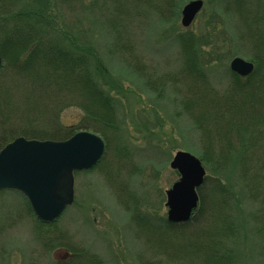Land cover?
Wrapping results in <instances>:
<instances>
[{"label":"rangeland","instance_id":"374dc122","mask_svg":"<svg viewBox=\"0 0 264 264\" xmlns=\"http://www.w3.org/2000/svg\"><path fill=\"white\" fill-rule=\"evenodd\" d=\"M177 1L179 16L168 11V17L163 19L150 11L145 19L119 17L113 13L110 0L6 1L14 4L16 12L27 10L34 15L35 10L42 8L44 17L55 26L45 27L51 37L63 40L66 47L76 52L87 48L98 55L96 78L117 105L118 129L104 133L89 123L91 128L83 130L105 141V154L92 169L74 173V203L56 221L41 224L29 210L28 198L19 190L0 191V264H68L75 254L98 256L102 261L97 263L103 264H215L216 256L210 257L209 249L213 244L220 252L217 259L223 264H264V167L259 169L264 166V127L251 129L254 132L246 135L257 143L249 157L256 161L247 170L249 183L240 178L234 164L241 157L238 161L229 159V171L218 175L203 162L207 143L215 146L216 159L220 144L229 147L234 140L220 127L207 135L199 131L190 114L204 112L200 108L207 105L206 100L201 99L193 111L185 110L188 100L203 95L199 93L204 85L190 75V63L177 39L186 32L195 35L197 47L191 56L197 59L194 65L207 74L210 85L219 91L220 95L210 98L217 101L214 105L228 110L230 106L225 101H231L226 96L233 83L231 73H235L231 62L242 58L254 63L252 57L258 56L249 38L254 29L264 34V0L244 1V15L230 10L231 6L226 8L230 0H204L202 11L187 28L182 25V11L192 0ZM6 12L0 2V15ZM250 21L252 27L248 26ZM3 41L1 34L0 43ZM259 41L264 42V36ZM6 66L3 61L0 71H7ZM256 69L255 66L252 73L242 77L251 76ZM65 93L44 99L39 92L36 98L32 95L35 108L24 118H16L10 114L13 107L24 106L21 94L11 89L10 107L0 113V132L4 126L8 129L17 124L22 127L17 132L22 137L25 131H36L45 134L44 140L53 141L66 139L62 130L67 127L79 132L77 128L83 126L86 117L81 107L57 110L56 126L49 113H41L54 102L59 108L72 103L73 95ZM235 99L240 100L234 96ZM2 114L10 116L11 121L4 122ZM5 140L1 139L0 146ZM180 151L192 154L203 164L205 207L200 210V202L194 217L183 223L189 225L168 231L161 228L162 220H168L167 191L181 179L179 172L171 168ZM218 181L229 187L232 196L214 191ZM222 197L229 200L230 210H217ZM204 233H208L206 238L201 237ZM210 233L215 235L213 242L208 239ZM200 247L206 253V261Z\"/></svg>","mask_w":264,"mask_h":264},{"label":"trees","instance_id":"16d2710c","mask_svg":"<svg viewBox=\"0 0 264 264\" xmlns=\"http://www.w3.org/2000/svg\"><path fill=\"white\" fill-rule=\"evenodd\" d=\"M6 1L13 2L16 0H0L1 5L6 6V10L8 11L6 14L0 15V35L3 34L4 36V41L0 43V55L3 58L4 64L7 62L6 68H9L7 71L3 69L0 71V113L4 109L10 107L8 97L11 96V89H15L21 94L24 106L23 109L18 108V106L13 107L10 114L16 116V118H24L26 113H31V110L35 108L31 96L33 95L36 98L38 92L43 99L49 96L55 98L60 93L69 92L73 95L72 103H65L62 108H59V104L54 102L52 103L54 106L41 112L42 114L46 112L51 115L50 118L53 125L56 126V123L59 121L57 110H63L68 106H79L86 112V117L83 126L77 128V131L90 129L91 126H89V123L99 127L94 128V130L104 131V133L110 129H118L116 116L117 105L113 98L102 88L98 78H96L95 72L100 64L98 55L87 48H84L81 53L76 52L77 50L66 47L64 42H62L63 40L59 42L56 37H51L45 27L53 28L55 26L50 23V18L44 17L45 13L40 11L42 8H40V10H35L34 15L27 12V10L16 12L15 9L12 8L14 4H8ZM230 1L231 2H226V8L230 9L229 6H231L232 8L230 10L235 11L238 15H244L245 10H243V4L247 1ZM110 2L113 13L117 12L119 17L145 19L150 15L147 11L157 14L162 19L163 17H168V11H172L171 13L177 16L180 14L177 0H110ZM164 5L167 6V8H165ZM255 15H257L255 16L256 18L261 19L260 15ZM248 26L252 27L251 21ZM263 36L264 34L262 32L255 29L250 33V43L253 44L255 52L258 54V56L254 55L252 57L257 67L256 71L247 78L231 73L233 83L229 90L230 92H228L229 96H226V98H231V101H225V104L230 106L228 110L221 109L222 106H220V104L218 106L214 105L217 101H215L214 98H210L213 94L215 96L220 95L219 91H217L213 85H210L207 74L200 69L198 65H194L197 59L195 57L193 59L191 56L192 54L195 55L194 51L195 47H197L195 35L186 32L177 36L182 48V54H185V60L190 63L188 67L190 75L194 77L197 83L204 85L203 91L199 93V95H203L201 97L194 95V99L188 100L185 103V110L187 112L193 111V107L199 104L201 99L206 100L207 103L205 104L207 105L200 108L204 112L201 111V113L197 115H194V112L190 114V116L195 119L199 131H201L203 135H207L215 127H220L223 128L224 133L226 132L227 135L234 140L229 147L221 142L222 144H220V146H222V148L219 154L216 153V159H214L213 154L215 146L211 145V143H207L205 147L202 160L210 166V169L217 175L221 172L229 171L231 167L229 159L231 160L234 158L238 161V158L241 157L239 163L235 162L234 164H237L240 178L246 181L248 174L247 170L256 162L249 157L252 155V151H255L257 148V143L252 142L253 139L251 135H248V137L246 135L254 132L251 129L257 131L260 127H264V42L259 41ZM234 96L240 98L241 101L237 99L234 100ZM78 97L81 99L80 102L76 101L80 100ZM233 108H236L237 111H234ZM239 111L240 114H237ZM2 115H4V122L11 121V119L9 121L10 116L7 114ZM220 118H224L221 123L218 121ZM20 128L22 127L17 124L11 125L8 129L4 126V129L0 132V136L2 137L0 138V143L1 139L6 140L4 144L0 146V150L9 142L21 136L17 134V132L21 131ZM67 128L66 130H62L64 133L62 137L68 136L66 138L68 139L77 133L74 131L76 128ZM25 132L22 135L28 139H45V134H39L36 131ZM235 141L237 144H235ZM227 142H229V139H227ZM248 153L249 155H246ZM248 159L252 160L249 164L246 162ZM263 167L264 166L261 165L259 169L261 170ZM246 186L248 189L250 188L248 184H246ZM203 189L204 185L199 189L201 202L200 210L205 207L206 198ZM214 191L219 195L228 194L232 196V194L230 195L229 187L220 181H218V185L214 188ZM230 208L229 200L222 197L219 206H217V210L220 211L224 209L227 211L230 210ZM29 210L33 213L31 207ZM34 217L41 224L43 223L35 215ZM162 224L163 227L161 228L168 231H173V227L180 226L171 224L167 219H163ZM181 225L187 226L189 224ZM229 230L232 232L230 226ZM222 234L226 235L225 232ZM207 235L208 233H204L201 237L206 238ZM214 236L215 235L212 234V236H208V239L213 242ZM219 243L220 242L215 244ZM215 246L214 244L209 246L212 252L210 257L215 255L216 258L213 259V262L215 264H223L220 259H217V257L220 256L218 254L220 252L215 250ZM217 248H220V245H217ZM198 250L206 261V253L203 251V247H200ZM87 255L89 254H83L81 255L83 257H81L75 254L68 264H80L83 261L87 264H103V262L97 263L98 260H101L98 256L90 254L89 257L86 258ZM231 257L233 256L231 255ZM80 259L82 261H79Z\"/></svg>","mask_w":264,"mask_h":264},{"label":"water","instance_id":"95a60500","mask_svg":"<svg viewBox=\"0 0 264 264\" xmlns=\"http://www.w3.org/2000/svg\"><path fill=\"white\" fill-rule=\"evenodd\" d=\"M204 7L203 0H192L182 11V25L189 27ZM0 57V68L2 66ZM254 64L242 58L231 62L240 76L254 71ZM104 140L88 131H80L64 141L16 138L0 152V190L15 189L29 200L42 221H56L75 200L76 171L93 168L105 153ZM181 179L167 191L168 220L190 221L198 207L199 188L205 177L201 160L187 152H178L171 163Z\"/></svg>","mask_w":264,"mask_h":264}]
</instances>
